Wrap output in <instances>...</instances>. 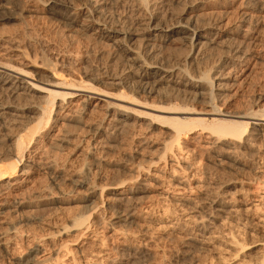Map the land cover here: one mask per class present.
<instances>
[{
  "label": "bare ground",
  "instance_id": "6f19581e",
  "mask_svg": "<svg viewBox=\"0 0 264 264\" xmlns=\"http://www.w3.org/2000/svg\"><path fill=\"white\" fill-rule=\"evenodd\" d=\"M1 2L18 9L16 18L22 27L15 36L0 41V56L3 58H0V143L4 145L2 149L0 145V211L7 209L19 215L23 209L36 212L67 201L63 193H47L35 202H22L16 195L30 182L34 168L31 154H39L38 159L41 160L47 149L56 150L65 145L71 139L68 129L72 125L85 124V117L101 109L103 102L102 120L88 126L93 148L97 144L103 147L102 141L109 132L134 133L141 121H147L148 129L157 127L165 130L166 137L160 143L163 154L156 164L162 168L168 166L169 170L168 176L161 169L157 172L159 174L149 175V170L133 166L129 168L131 176L127 181L107 189L98 188L89 179L90 166L74 174L72 183L85 188V194L77 199L81 209L58 227L57 232L66 235L74 232L76 237L92 240L97 252L91 257L93 261L86 260L83 264H102L109 251L118 252L119 247L109 249L106 242L108 238H119L123 242L128 239L129 234L119 227L136 225L149 229L154 222H159L160 229L169 231V234L179 231L192 237L189 231L194 228L195 236L200 235L203 244L215 239L214 231L218 227L226 229L227 246L235 257L240 255L239 264H251L246 254L248 249L239 240L240 227H243V224L240 226L242 213L250 208L236 206L235 201L220 197L218 189L221 185L214 186L205 181L192 183L196 165L188 162L186 155L199 149L214 158V165L220 168L240 166L239 155L243 151L262 161L264 154L259 146L264 143V111H256V103L232 112L223 111L221 107L230 97L231 88L240 83L235 71L238 64L247 61L244 46L249 42L255 25V13L251 11L256 10L253 7L262 6L264 0H253V5L245 2L244 12L239 18L244 29L234 25L226 31L221 25L227 0ZM37 3L43 7L40 13L32 7ZM42 18L56 22L55 25L58 23L56 30H61V37L65 34L64 42L75 48L73 52L58 51L54 45L41 51L39 64L47 67L49 80L41 76L34 78L33 73L25 69L27 65L36 64L37 57H32L29 49L22 47L38 43L32 41L29 30L32 28L29 26L32 20ZM235 32L240 40L234 39ZM79 74L92 84L85 83ZM100 85L105 89L109 85V89L118 90V98L113 97L117 102L129 101L142 110L131 111L122 105L107 104L102 98L111 97L106 90H100ZM48 125L49 131L40 132L43 126ZM57 127L63 128L58 131L63 135L59 133L61 136L56 142L48 143L50 132ZM202 136L204 142L200 143ZM92 153L93 150L88 154ZM101 160L93 158L92 167L103 165ZM42 165L48 170L55 167L51 160L44 161ZM116 167L120 170L128 168L121 163ZM259 171L254 169L255 175L263 176L264 171ZM148 176L155 182L159 181L158 177L165 176L166 183H158L159 188L152 199L149 196L150 203L142 207L140 203L150 194V187L147 180L140 182V178ZM52 185L57 187L58 184ZM261 200L262 197L257 205L250 204L251 208L259 207ZM202 201L207 202L208 212L202 211ZM32 215L19 218L1 234L2 259L8 264H80L74 256L81 248L55 246L52 238L44 239L47 244L43 239L32 238L26 255L25 252L15 254L7 249L6 242H10V238L21 242L25 239L27 233L21 228L32 223ZM182 218L184 224L180 225ZM8 232L11 237L5 238ZM215 237L218 238L217 235ZM126 263L122 259L119 263H114V260L106 262ZM254 264H264V248Z\"/></svg>",
  "mask_w": 264,
  "mask_h": 264
},
{
  "label": "rangeland",
  "instance_id": "374dc122",
  "mask_svg": "<svg viewBox=\"0 0 264 264\" xmlns=\"http://www.w3.org/2000/svg\"><path fill=\"white\" fill-rule=\"evenodd\" d=\"M245 2H250L252 5L254 4L253 0H227V6L225 8L226 14L223 16L224 19L221 25L222 30L224 29L223 31H226L228 28H231V26L233 27L234 25H237L238 29L240 30L244 29V26L240 22L239 18L241 16L240 14L244 12ZM0 6L1 41V39L7 38L9 36H15L16 32L21 31L22 25L16 18L18 17L17 13H19V11L14 7V5L1 2ZM33 6L35 9H37V11H39V13L43 10V7L40 3L33 4L32 7ZM257 7H253L256 9V12L254 10L251 11L252 14L255 13V25L252 27L253 32L250 36L251 41L249 40V42L244 46L247 61L236 66L235 76L237 77L236 79L238 83L240 82L241 84L239 83L240 86L237 85L233 87V89L231 88L230 97L226 101V104L221 107L223 111L232 112L239 108H249L250 105L254 103H256V111H264V4L260 7ZM12 14L14 16H11ZM44 20L45 19L43 18L34 19L32 20V24L30 23L29 26L32 28H29L31 33L30 36H32L33 39L32 41L36 40L38 43H40H32V47L25 45H22V47H27V50L29 49V55H32V57H37H34L36 60L32 59L33 61H36V64L32 63V65H27V67L25 66V69L33 73L34 78L41 76L42 79L44 78V80H46L48 79L47 75H49L48 69L47 67L39 64L41 63L39 58L42 53L41 51L45 50L47 46L53 47L54 45L59 48V50L57 49L58 51L61 49V51L73 52L75 48L69 42H64L66 38L64 36L65 34L62 35L63 37H61V30H59L60 32L56 30L58 23L55 25L56 22L53 23L49 22L48 20ZM238 29L237 31H239ZM236 32L234 33L233 37L234 39L236 37V39H239ZM58 33L60 38L57 37ZM17 39L18 38H16L15 41H17L19 44V40ZM53 42H55V44ZM0 58L2 57L0 56ZM76 69H78V67H76ZM79 75L85 83L88 82L92 84L88 78H84V76L82 77L81 74ZM102 87H104V85L99 86L100 90H106L108 96L111 97L110 99L102 98V100L107 104L115 103V105H122L121 107H127L126 109L131 111L142 110H138V107L129 104V101L117 102L116 99L118 98V90H115L114 88L109 89V85L108 87L106 86V89L105 87ZM113 97L116 99L114 100ZM258 97L261 99L257 100ZM103 105L104 103L102 102V107H100L101 109H97L93 115L85 117V124L83 123L82 125L76 127L75 125H72V128L70 127L68 129V134L71 138L67 142L68 144H62L56 150L51 148L47 149L48 151L45 152V154H42L41 160L38 159L40 158L39 154L34 152L31 154L34 168L32 169L30 182L21 188L20 192L17 193L16 198L22 202H25L26 200L35 202L44 197L47 193H63L66 196L67 201L61 205L43 207V209L41 208L36 212H31L30 209H23L19 211V215L8 212L7 209L0 211V239L2 238L1 234L5 233L9 227L17 223L19 218L31 216L33 214L32 223L22 226L21 228L22 231L27 233L28 236L26 235V237H28V239L25 237V239H22V242L20 239L13 240V238H10L11 234L9 232L5 236V238H10V242H6V245L8 244L7 246H9L7 249L10 252L14 251L13 253L15 254L25 252L24 255H26V249L30 247L33 240L32 238L35 237L38 239H43L46 244L48 242L44 239L52 238L53 244L55 246L62 247L69 245L73 248H81L79 251L80 253L78 252L74 256L77 263L83 264V262L86 260L91 261V257H93L97 252V248L94 246L91 239L88 237H76L74 232H70L67 235L59 234L57 232L58 227L64 225L65 222L71 218V216H74L76 212H79L77 210L81 209V204L77 203V199L85 194V188L77 187L72 183L74 174H76L81 169L90 166L89 179H91L94 184L101 189H107V187L109 188L114 185H118L121 181L124 183V180L130 178L131 173L129 168L131 169L133 166L149 170V175L157 173L160 169L162 171L165 170V175L168 174V166L162 168V165L158 166L156 164V160L163 154L160 143L166 137L165 130H161L157 127L148 129L146 127L147 121H141L139 123L140 126L138 125V128L134 133L109 132L108 135L111 138L106 135L105 138L104 136L101 138V140L104 138L102 141L104 143V148L100 145L98 146V144L95 146H98L99 148H93L94 142L92 140V134H90L91 132H89L88 126L96 124L102 120L104 116L103 107H105ZM200 108L202 107H199V109ZM62 129V127L54 128L50 132L52 141L49 139L48 143L56 142L58 136H61L59 134L61 132L58 131H61ZM43 130L40 132L45 133L49 131L50 126H43ZM61 134L63 135V133ZM53 138L56 139L54 140ZM201 140L200 143H203V136L201 137ZM0 145L2 149L4 145L1 143ZM260 145H262L259 146L261 149L260 151L264 154V143H261ZM35 146L36 144H33V147ZM94 149L96 150L94 151ZM92 150L94 153H92V155L90 154V156L88 153H91ZM243 152L244 153L239 155V159L241 161L240 166H235L234 168L216 167L214 165L215 159L211 158L209 154L199 151V149L196 152L191 151L186 156L188 162L196 165L195 171L193 172L195 176L193 180H191L192 183L205 181L214 184V186L221 185V189H218L220 197L226 198L228 200L230 199V201L232 200L231 202L235 201L236 206H247V208H250V210L243 211L242 213L240 226L243 224V227H240L241 234L239 240L248 249L246 254L249 255L251 264H254L259 259V256L261 255L264 248V174L263 176L255 175L254 169H256L257 172L259 170L264 171V155L262 156V161H259L258 158L252 156V153L248 151ZM128 154L131 158L127 157ZM93 158H98L100 160L102 159L101 161H103L104 164L99 168L92 167ZM43 160L54 161L55 167L50 170L46 169L44 165H42L44 162ZM39 161L41 164H39ZM258 161L261 163H258ZM119 163L125 165L128 168L126 170H120L118 167H116V164ZM158 179L159 181L155 182L152 181L149 176L140 178V182L147 180V184H149L150 187V194H148V197L146 196L142 200V203H140L143 204L142 207L147 206L150 203V199H152L153 194H155V191H157L159 188L158 183H166L165 176H160ZM122 182L119 185H121ZM53 183L58 184L57 187H53ZM259 196L263 199L260 201L261 204L258 205L259 207H257L259 210L257 208H251L250 204L257 205V201L260 199ZM200 206L202 207V211L208 212L209 206L207 202H200ZM178 214L179 213H177L176 216H179ZM109 215L110 214L108 213L107 217H109ZM35 217L37 219H35ZM109 219H111V217ZM157 224H159V222H154L153 226H150L149 229L143 227L139 228L136 225L119 227L122 232H126L129 234V236L132 235L133 237L130 236L129 238L128 236V239H126L124 242L119 238L117 240L108 238L106 246H108L109 249L117 246L119 249L118 252L113 250L109 251L108 256H105L102 259V264H106V262L108 263L110 260H114V263H119L121 259L123 262L127 263L129 260L128 264H136L135 262H137V264L240 263V255L235 257L233 252H231V249L227 246L228 237L226 235V229L223 230L219 229L218 227V230L214 231V235H217L218 238L214 236L215 241L211 240L210 242H206L207 244H203V238L198 234L195 236L194 228L192 230L191 227H188L189 230L191 228L189 232H192L193 234L191 237V235L185 236L184 232L183 234L179 231H175L176 234H169V231L167 232L165 230H161L160 226ZM179 224H184L183 218ZM231 226H233V224ZM188 237L191 238L189 239ZM191 239H193L192 242ZM121 242L123 243L122 245ZM126 248L128 249L126 250ZM0 264H8V262L6 263V261L2 259V256H0Z\"/></svg>",
  "mask_w": 264,
  "mask_h": 264
}]
</instances>
